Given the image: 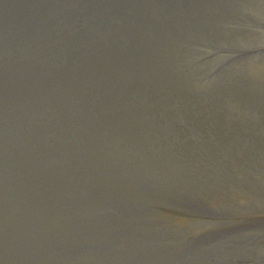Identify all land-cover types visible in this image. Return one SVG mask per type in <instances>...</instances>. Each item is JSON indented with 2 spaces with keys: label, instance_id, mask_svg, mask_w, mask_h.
<instances>
[{
  "label": "water",
  "instance_id": "water-1",
  "mask_svg": "<svg viewBox=\"0 0 264 264\" xmlns=\"http://www.w3.org/2000/svg\"><path fill=\"white\" fill-rule=\"evenodd\" d=\"M0 264H264V0H0Z\"/></svg>",
  "mask_w": 264,
  "mask_h": 264
}]
</instances>
